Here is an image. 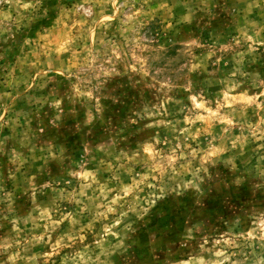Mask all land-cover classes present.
Wrapping results in <instances>:
<instances>
[{"label": "rangeland", "instance_id": "obj_1", "mask_svg": "<svg viewBox=\"0 0 264 264\" xmlns=\"http://www.w3.org/2000/svg\"><path fill=\"white\" fill-rule=\"evenodd\" d=\"M0 264H264V0H0Z\"/></svg>", "mask_w": 264, "mask_h": 264}]
</instances>
